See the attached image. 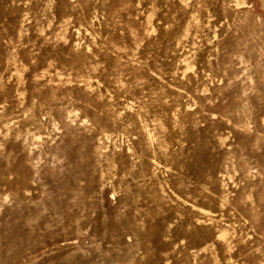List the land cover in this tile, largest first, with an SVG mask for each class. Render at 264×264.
Listing matches in <instances>:
<instances>
[{
  "label": "rangeland",
  "instance_id": "rangeland-1",
  "mask_svg": "<svg viewBox=\"0 0 264 264\" xmlns=\"http://www.w3.org/2000/svg\"><path fill=\"white\" fill-rule=\"evenodd\" d=\"M0 264H264V0H0Z\"/></svg>",
  "mask_w": 264,
  "mask_h": 264
}]
</instances>
